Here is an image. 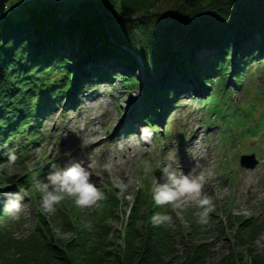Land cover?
I'll use <instances>...</instances> for the list:
<instances>
[{"label": "trees", "instance_id": "trees-1", "mask_svg": "<svg viewBox=\"0 0 264 264\" xmlns=\"http://www.w3.org/2000/svg\"><path fill=\"white\" fill-rule=\"evenodd\" d=\"M10 1L0 22V146L9 145L11 151L15 139L21 144L19 150H27L41 139L42 130L36 123L39 112L50 107L54 97L65 98L73 90L71 80L75 73L68 65L82 70L89 79L75 87L81 92L86 91L89 83L92 91L98 83L107 85L116 79L124 89L131 90L138 80L133 72H139V77H144L145 115L138 118L148 128H154L147 116L152 110L157 111L153 108L157 98L172 105L179 95L193 93L180 85L177 73L181 78L186 72L193 76L204 88L207 102L216 96L213 91L221 87L218 84L223 82L228 88L230 72L238 87L243 75L241 67H247L242 61L255 60L262 53L258 47L264 45V0L7 2ZM160 3L164 8L155 10ZM129 24L139 30L140 39H135L127 29ZM172 37L176 47L170 42ZM242 42L246 45L241 47ZM185 45L186 55L173 49L180 52ZM233 47L237 59L232 65ZM96 48L99 51L94 55ZM201 53L204 55L200 56ZM95 59L94 67L85 66ZM108 62L125 63L130 72L120 74L108 69ZM208 89L212 91L210 95ZM41 171L34 175L35 179L27 177L13 185L17 188L5 189L0 194V264H54L55 260L58 264H198L209 248L189 243L183 257L175 255L176 237L172 229L166 225L154 227L149 222L152 215H170V211L139 194L127 212L123 237L114 230L115 237L110 241L108 222L115 218L105 210L101 223L93 224L91 230L84 229L86 233L80 235L81 239L76 244H66L68 248L60 246V240L40 226L41 220L24 240H14L9 233L2 232L1 224L7 213L3 210L5 194L21 192L27 198L26 192L34 188ZM30 192L37 194L36 188ZM237 221V233H242L243 238L252 240L262 232L263 228L258 230L250 219ZM66 222L80 233L71 221ZM192 232L197 233L195 228ZM88 234L96 236L97 245L89 244ZM238 262L236 257L230 259L231 264Z\"/></svg>", "mask_w": 264, "mask_h": 264}, {"label": "rangeland", "instance_id": "rangeland-1", "mask_svg": "<svg viewBox=\"0 0 264 264\" xmlns=\"http://www.w3.org/2000/svg\"><path fill=\"white\" fill-rule=\"evenodd\" d=\"M6 3L10 7L11 1ZM160 4L154 7L155 10L164 8ZM150 22L152 25L153 21ZM126 27L135 39H140L139 30L131 24ZM170 42L176 47L173 37ZM244 45L242 42L241 47ZM173 49H177V53L188 54L187 45L180 52L178 48ZM258 49L262 53L255 60L242 61L247 67H241L243 75L240 85L237 87L234 84L230 72L228 88L221 82L218 84L221 87L213 91L216 96L212 94L214 98L204 103L206 97L202 85L193 76L186 75L188 72L183 78L177 73L181 79L180 85L194 92L179 95L176 106L175 103L166 105L165 101L157 109L161 100L156 99L153 108L157 111L152 113L155 111L152 110L151 113L158 115L155 122L164 130V135L153 132L152 136L142 138V127L137 123L135 132H126L128 123L134 122L130 113L136 100L140 102L139 112L145 109L142 99L144 77L140 78L139 72H133L138 80L131 90L124 89L120 80L116 79L108 86L98 83L95 91H89V83L86 86L89 95L80 89L75 90L77 94L70 92L65 98L54 97L51 106L39 112L36 123L42 130V137L36 145L19 150L21 144L15 139L13 151L16 155L22 152V156L17 155L14 165L8 163L5 155L11 150L9 145L0 146V194L5 193V189L17 188L13 185L27 180V177L35 179L34 175L40 169L42 171L37 181L46 182L50 171L55 170L53 164L58 169L77 160L83 161L86 166L92 165L89 168L92 182L104 193L105 199L91 209H80L73 199L66 198L56 206L54 212L44 213L40 207L43 194L37 190L36 195L30 192L34 186L26 192L20 220L13 221L6 213L1 224L2 232L9 233L14 240H24L38 228L41 220L40 226L53 233L60 240V246L68 248L66 244H76L75 241L81 239L80 235L86 233L84 229L87 224L101 223L105 210H108L115 218L108 222L110 241L115 237L114 230L123 237L129 207L138 194L152 198L156 184L166 182L162 169L171 164L185 174L193 168L194 175L205 173L203 192L212 198L214 205L207 225L197 223L194 213L198 209L195 203L175 209L163 207L173 217L174 227L171 229L176 237L175 255L183 257L190 243L194 246L209 245L198 264H231L230 259L234 257L238 259V264H264V45ZM134 57L137 58L136 55ZM231 58L233 65L237 59L234 47ZM257 58L260 60L256 61ZM111 65L114 68L108 69L120 74L130 72L129 65L125 63ZM68 68L75 73L71 80L73 85L75 78H78L79 85L89 80L82 70L72 65H68ZM211 92L208 89V95ZM128 117L131 118L122 123ZM192 142L194 144L190 145ZM242 156H253L255 166L241 169ZM105 164L111 165L110 170H105ZM209 171L212 173L210 176L207 175ZM121 182L127 185L123 195H119L118 185ZM247 219L255 223L258 230L263 228L252 240L243 238V234H238L236 229L237 220L242 222ZM66 220L71 221L75 228L77 226L80 233L69 228ZM194 228L197 235L192 232ZM88 235L89 244L97 245L96 236ZM73 239L74 242H71ZM53 262L58 264L56 260Z\"/></svg>", "mask_w": 264, "mask_h": 264}, {"label": "clouds", "instance_id": "clouds-1", "mask_svg": "<svg viewBox=\"0 0 264 264\" xmlns=\"http://www.w3.org/2000/svg\"><path fill=\"white\" fill-rule=\"evenodd\" d=\"M141 137H150V130L144 126L140 129ZM8 163L14 165L18 156L14 151L6 153ZM92 165H85L83 161L72 160L63 167L57 169L55 164L46 177V182L37 181L35 188L43 195L40 201V207L44 213H52L66 198H71L76 207L80 209H91L97 203L105 199L104 193L100 191L91 179L89 168ZM105 170H110L111 165L105 164ZM163 174L166 182L156 184L153 188L152 199L157 206H171L173 209L179 208L187 203H195L198 211L194 213L197 223L207 225L209 215L214 210L212 198L203 192L205 184V173L194 175V168L187 174L175 169L171 164L165 166ZM207 175H212L209 171ZM142 186V185H141ZM123 195L127 190V185L120 183L118 185ZM3 210L6 211L13 221H19L21 213L24 210V195L21 192L5 194ZM149 222L154 227L166 225L168 228L174 227L173 217L168 214H154L149 218ZM90 230L91 223L87 224Z\"/></svg>", "mask_w": 264, "mask_h": 264}, {"label": "bare ground", "instance_id": "bare-ground-1", "mask_svg": "<svg viewBox=\"0 0 264 264\" xmlns=\"http://www.w3.org/2000/svg\"><path fill=\"white\" fill-rule=\"evenodd\" d=\"M100 48V47H99ZM99 51V49L98 48H96L95 50H93V54L94 55H97V52ZM108 64L109 65H111V62H108ZM96 65V59L95 60H92V61H87L86 62V64H85V66L86 67H88V66H95ZM109 65H105L104 67H108ZM109 67H111V66H109ZM92 68V67H91ZM83 75H86L85 73L83 74ZM187 75V74H186ZM185 75V76H186ZM169 81H171V80H169ZM168 81V82H169ZM74 82V85H72V87H73V90H72V92L71 93H74V92H76L75 90V86H77L78 84H77V82H79L78 81V78L76 79L75 78V81H73ZM169 84V83H168ZM169 87H172V85H171V83L169 84ZM139 99V98H138ZM165 101H163V102H160L159 104H158V106H157V109L158 108H160V107H162L163 106V103H164ZM138 109H141V107H140V102H139V100L137 101L136 100V104H135V107L131 110V112L132 113H130L131 115H133V116H135V115H138V116H141L142 115V113H143V110H145V109H143V110H141L140 112H139V110ZM131 117H128V118H125L124 120H123V122L122 123H125V122H127V120H129ZM194 144V142H192V143H190V145H193Z\"/></svg>", "mask_w": 264, "mask_h": 264}, {"label": "water", "instance_id": "water-1", "mask_svg": "<svg viewBox=\"0 0 264 264\" xmlns=\"http://www.w3.org/2000/svg\"><path fill=\"white\" fill-rule=\"evenodd\" d=\"M8 0H0V22L5 17L6 2ZM256 164L253 156H242L240 158V166L243 168H253Z\"/></svg>", "mask_w": 264, "mask_h": 264}, {"label": "built area", "instance_id": "built-area-1", "mask_svg": "<svg viewBox=\"0 0 264 264\" xmlns=\"http://www.w3.org/2000/svg\"><path fill=\"white\" fill-rule=\"evenodd\" d=\"M6 7V6H5Z\"/></svg>", "mask_w": 264, "mask_h": 264}]
</instances>
